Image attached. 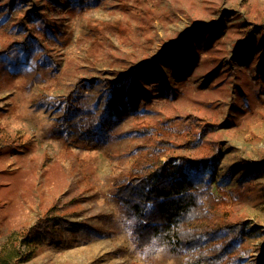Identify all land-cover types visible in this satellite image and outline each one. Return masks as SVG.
I'll list each match as a JSON object with an SVG mask.
<instances>
[{
    "label": "rangeland",
    "instance_id": "rangeland-1",
    "mask_svg": "<svg viewBox=\"0 0 264 264\" xmlns=\"http://www.w3.org/2000/svg\"><path fill=\"white\" fill-rule=\"evenodd\" d=\"M262 22L264 0H0V255L25 261L27 235L19 264H184L140 249L116 197L142 129L164 126L201 134L177 152L207 159L211 228L260 264Z\"/></svg>",
    "mask_w": 264,
    "mask_h": 264
},
{
    "label": "trees",
    "instance_id": "trees-1",
    "mask_svg": "<svg viewBox=\"0 0 264 264\" xmlns=\"http://www.w3.org/2000/svg\"><path fill=\"white\" fill-rule=\"evenodd\" d=\"M258 28L264 33V22ZM72 118L76 125L70 129L83 135L75 116L68 118L66 124ZM142 134L147 139L139 145L130 171L115 181L116 197L137 218L134 233L138 247L144 249L155 241L168 245L172 253L185 257L184 264H244L235 256L238 239L211 228V210L224 201L216 196L213 182L205 175L207 159H193L177 152L199 145L201 134L192 130L174 134L164 126L146 127ZM237 228L228 230L235 234ZM36 240L40 242L41 237L35 236L33 241ZM22 242L27 243L29 258L25 261H29L33 258V252H29L33 245L27 235ZM21 259L18 251L7 250L0 255V264L25 262ZM260 264H264V248Z\"/></svg>",
    "mask_w": 264,
    "mask_h": 264
}]
</instances>
